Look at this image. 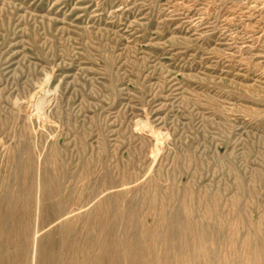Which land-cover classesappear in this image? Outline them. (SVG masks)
Returning a JSON list of instances; mask_svg holds the SVG:
<instances>
[{"label": "rangeland", "instance_id": "rangeland-1", "mask_svg": "<svg viewBox=\"0 0 264 264\" xmlns=\"http://www.w3.org/2000/svg\"><path fill=\"white\" fill-rule=\"evenodd\" d=\"M34 257L264 264V0H0V264Z\"/></svg>", "mask_w": 264, "mask_h": 264}, {"label": "bare ground", "instance_id": "bare-ground-1", "mask_svg": "<svg viewBox=\"0 0 264 264\" xmlns=\"http://www.w3.org/2000/svg\"><path fill=\"white\" fill-rule=\"evenodd\" d=\"M38 231H39V230H37L36 233H38ZM37 235H38V234H37ZM41 239H43V238H41ZM41 239H37V238L35 239L36 246H37V243H39ZM36 246H35V248H36ZM36 250H37V249H36ZM35 253H36V252H35ZM33 260H34V264H35V257H34Z\"/></svg>", "mask_w": 264, "mask_h": 264}]
</instances>
